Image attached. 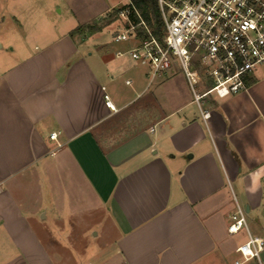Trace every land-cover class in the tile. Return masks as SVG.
Listing matches in <instances>:
<instances>
[{
    "label": "crops",
    "instance_id": "1",
    "mask_svg": "<svg viewBox=\"0 0 264 264\" xmlns=\"http://www.w3.org/2000/svg\"><path fill=\"white\" fill-rule=\"evenodd\" d=\"M113 7L82 4L78 25L0 74V264L242 261L237 205L264 239V63L200 107L185 76L151 80L117 55L134 39L105 49L103 30L72 34Z\"/></svg>",
    "mask_w": 264,
    "mask_h": 264
},
{
    "label": "built area",
    "instance_id": "2",
    "mask_svg": "<svg viewBox=\"0 0 264 264\" xmlns=\"http://www.w3.org/2000/svg\"><path fill=\"white\" fill-rule=\"evenodd\" d=\"M157 5L161 37L132 0L120 8L123 30L113 40L136 42L118 56L129 54L148 66L151 80L174 73V63H178L200 107L211 93L224 98L247 89L248 78L264 63V0H157ZM132 16L138 20L133 21ZM206 85L207 90L200 92V86ZM202 115L208 119L210 112L202 109ZM51 138L56 139L57 134L52 133ZM242 230L248 239L237 248L243 260L234 264L259 259L264 250V239L250 234L246 210L237 205L228 231L237 234Z\"/></svg>",
    "mask_w": 264,
    "mask_h": 264
},
{
    "label": "rangeland",
    "instance_id": "3",
    "mask_svg": "<svg viewBox=\"0 0 264 264\" xmlns=\"http://www.w3.org/2000/svg\"><path fill=\"white\" fill-rule=\"evenodd\" d=\"M105 2L115 7L104 17L99 19L97 16L96 21L88 24L96 23L103 30L98 36L104 42L102 45L105 49L124 48L127 43H116L113 35L123 30L124 22L117 10L119 12L129 0H0V74L29 55L35 46L39 48L42 39L59 37L78 25L73 20L75 13L81 11L82 4L85 6L84 12L92 14L101 10ZM93 41L91 37L86 43ZM173 68L175 71L170 76H184L178 63H174Z\"/></svg>",
    "mask_w": 264,
    "mask_h": 264
},
{
    "label": "trees",
    "instance_id": "4",
    "mask_svg": "<svg viewBox=\"0 0 264 264\" xmlns=\"http://www.w3.org/2000/svg\"><path fill=\"white\" fill-rule=\"evenodd\" d=\"M142 17L148 23V25L153 29L154 33L158 36H162L161 30V17L157 5V0H132ZM118 13V10H117ZM133 21L138 19L135 16H132ZM101 29L97 24H84L79 26L72 34H83V33H94L100 31Z\"/></svg>",
    "mask_w": 264,
    "mask_h": 264
}]
</instances>
